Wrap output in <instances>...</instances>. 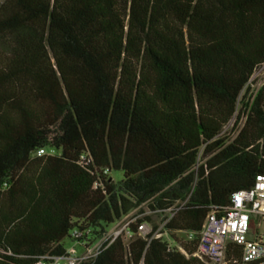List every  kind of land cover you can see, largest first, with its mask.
I'll list each match as a JSON object with an SVG mask.
<instances>
[{
	"label": "trees",
	"instance_id": "1",
	"mask_svg": "<svg viewBox=\"0 0 264 264\" xmlns=\"http://www.w3.org/2000/svg\"><path fill=\"white\" fill-rule=\"evenodd\" d=\"M263 64L264 0H4L0 264L63 255L74 230L99 237L137 209L131 236L80 264H205L176 233L264 173ZM175 205L173 242L159 223L138 235ZM240 258L230 244L225 264Z\"/></svg>",
	"mask_w": 264,
	"mask_h": 264
},
{
	"label": "built area",
	"instance_id": "2",
	"mask_svg": "<svg viewBox=\"0 0 264 264\" xmlns=\"http://www.w3.org/2000/svg\"><path fill=\"white\" fill-rule=\"evenodd\" d=\"M44 153V148L38 151V155ZM86 161L87 158L83 155L81 164ZM179 208V205H175L167 210V218L159 222V227L153 236H166L170 242L174 241L169 234L162 233L160 230ZM133 212L116 222L99 237L91 235V229L74 230L71 235L75 241L72 242L71 247H67L63 255H43L34 264H80L97 257L119 236L132 235L128 227L140 217ZM152 227L147 222L138 224V235L145 237L152 231ZM184 232L186 237L182 240L186 242L196 240L192 256L205 264H225L226 255L232 243L241 247L240 264H264V173L256 175L250 188L235 192L229 206L222 211L210 210L199 232ZM77 245L83 248L80 253L76 250ZM181 250L185 252L182 248Z\"/></svg>",
	"mask_w": 264,
	"mask_h": 264
},
{
	"label": "rangeland",
	"instance_id": "3",
	"mask_svg": "<svg viewBox=\"0 0 264 264\" xmlns=\"http://www.w3.org/2000/svg\"><path fill=\"white\" fill-rule=\"evenodd\" d=\"M3 1L4 0H0V5L2 4ZM263 83H264V64L261 65L259 68H257V70L255 71V73L251 79V82H250V87L254 88V89H258ZM240 107H241V104L238 106V109H237L233 119L225 127V131L227 134L234 135L237 131L236 128L243 124L244 119H241V120L238 119V116L240 115ZM111 175H112V178L114 179V181H120L123 178V172L122 171H113ZM141 209H143L145 211L144 215H149L150 211L145 205L141 206ZM139 212H140V210L137 209L133 213L136 215ZM142 215L143 214H141L140 216H142ZM158 223H159V219L154 218L153 221L150 222V226H153L154 224L158 225ZM176 236L178 239L182 240L184 237H186V232L181 231V232L177 233ZM64 244L67 247H69L73 243L69 238H65ZM76 250L80 253L83 250V248L80 245H77Z\"/></svg>",
	"mask_w": 264,
	"mask_h": 264
},
{
	"label": "crops",
	"instance_id": "4",
	"mask_svg": "<svg viewBox=\"0 0 264 264\" xmlns=\"http://www.w3.org/2000/svg\"><path fill=\"white\" fill-rule=\"evenodd\" d=\"M72 245H73V244H72ZM72 245H71V246H72ZM71 246H69V247H71Z\"/></svg>",
	"mask_w": 264,
	"mask_h": 264
}]
</instances>
